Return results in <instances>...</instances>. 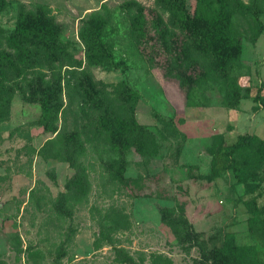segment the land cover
Returning <instances> with one entry per match:
<instances>
[{"label": "rangeland", "instance_id": "obj_1", "mask_svg": "<svg viewBox=\"0 0 264 264\" xmlns=\"http://www.w3.org/2000/svg\"><path fill=\"white\" fill-rule=\"evenodd\" d=\"M185 1L192 16L197 1ZM102 4L106 6V12L101 11L105 14L102 38L111 54L109 67L90 64L79 39L80 28ZM160 4L161 0H0V51L14 56L6 40L14 33L19 14L26 13L59 25L62 39L75 45L79 62V68L56 62L61 67L53 72L40 57L39 68L19 76L8 73L2 81L11 101L7 114L0 116V264H118L117 247L136 264H151L156 255L169 258L172 264H216L214 247L225 233H233L238 245L254 243L244 202L254 198L264 207V165L257 177L236 185L234 194L229 189L234 182L230 174L214 180L206 176L210 173L208 150L218 135L228 142L241 134L264 140V110H253V98L264 96V14L259 16V34L247 20L235 22L242 36L237 79L249 90V97L230 110L223 104V92L213 85L206 91L204 105L186 107L177 83L164 76L167 56L155 46L153 31L141 45L132 38L126 6L135 14L142 10L149 26L160 14L167 27L175 29ZM13 62L21 66L16 59ZM39 72L45 80L54 77L55 87H61L52 104L54 125L67 136L76 130L84 132L98 116L87 110L76 90L82 73L99 89L112 91L111 86L123 84L138 94L134 116L155 138L157 153L122 155L123 176L134 184H115L108 171L111 155H96L97 148L84 143L86 155L81 161L87 195L79 202L65 199L67 184L78 169L41 151L56 134L42 124L45 90L38 85ZM67 80L74 84L70 93ZM100 223L116 229L110 235L112 243L95 248Z\"/></svg>", "mask_w": 264, "mask_h": 264}, {"label": "trees", "instance_id": "obj_2", "mask_svg": "<svg viewBox=\"0 0 264 264\" xmlns=\"http://www.w3.org/2000/svg\"><path fill=\"white\" fill-rule=\"evenodd\" d=\"M196 1L191 16L185 0H161L160 11L169 16L170 22L174 23V30L167 27L160 14H156L152 26H149L142 10L135 14L126 6L131 16L132 38L141 45L148 38L149 31H153L155 46L158 45L167 56L164 76L177 83L186 107L204 105L203 102L207 101L206 91L216 85L223 92L224 106L236 110L240 101L249 97V90L238 84L242 36L236 30L235 22L243 18L256 27L259 34L262 31L259 16L264 14V0ZM101 11L106 12L104 4L100 11L89 15L79 30V39L90 64L109 67L111 54L102 38L105 14ZM6 43L14 56L0 51V116L7 114L11 101V92L1 85L8 73L19 76L32 67L39 68L40 57L54 68L53 72L61 67H57L56 62L79 68L75 45L62 39L61 27L51 20L20 13L14 33L7 38ZM14 59L20 67L14 64ZM37 79L38 85L45 90L41 98L43 127L47 132L56 134L55 138L43 145L41 151L46 157L67 162L78 169V173L67 184L65 199L79 202L81 197L87 195L85 167L81 161L86 155L84 143L97 148L96 155H111L108 171L115 184L125 187L134 184V180L123 176L125 163L122 155L128 151L142 157L157 153L155 138L144 130L134 116L138 94L123 84L111 86L112 91L99 89L88 74L82 73V81L78 82L76 90L82 96L87 110L97 112L98 116L94 122L86 125L84 132L76 130L67 136L57 132L54 125L56 120L52 104L61 92V87H55L57 80L54 77L45 80L41 72L37 74ZM65 84L69 93L74 90V84L69 80ZM253 102L256 104L254 111L264 110V96L257 94ZM208 156L210 173L206 179L214 180L221 178L223 173L230 174L234 182L229 189L234 194L236 185L257 177L258 170L264 165V140L256 135L241 134L228 142L218 135L208 150ZM244 205L249 215L248 232L254 243L238 245L233 233H225L220 244L214 247L216 264H264V252L260 249H264V207H259L254 198L244 202ZM115 229L114 226L100 223L94 247L99 248L103 242L112 243L110 235ZM114 259L118 264H136L123 248H115ZM151 264H172V261L156 255Z\"/></svg>", "mask_w": 264, "mask_h": 264}]
</instances>
